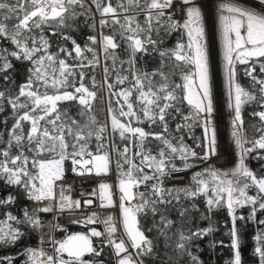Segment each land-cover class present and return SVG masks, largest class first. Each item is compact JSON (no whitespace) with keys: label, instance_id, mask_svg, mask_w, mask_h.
Returning a JSON list of instances; mask_svg holds the SVG:
<instances>
[{"label":"snow or ice","instance_id":"6c2138e0","mask_svg":"<svg viewBox=\"0 0 264 264\" xmlns=\"http://www.w3.org/2000/svg\"><path fill=\"white\" fill-rule=\"evenodd\" d=\"M202 9L199 0H0V114L8 113L0 119V187L7 189L0 196V246L19 245L36 232L49 246L24 248L22 264H105V248L115 264H145V257H160L161 238L167 258L160 264H204L200 242L219 231L213 214L222 209L230 243L212 238L208 247H227L232 256L225 264H244L242 229L249 222L264 226L257 217L264 213V165L257 172L247 164L249 158L264 161V0H219L215 9L237 156L229 170L211 163L219 151ZM81 27L89 33L83 44L73 35ZM237 65L247 66L249 88L238 82ZM66 103L77 107L80 119ZM97 105L106 112L103 122ZM245 105H255L250 129ZM193 126L203 129L202 137H192L200 152L185 143L183 133ZM93 139L95 153L88 150ZM68 160L81 176H107L114 161L115 185L101 182L91 195H98L101 208H113L116 189L119 218L84 214L73 223H100L103 231L91 227L58 240L54 233L64 231L62 225L41 214L94 203L74 200L71 186L57 185ZM194 167L200 170L190 185H165ZM21 197L31 207L13 214ZM244 208L247 215L238 212ZM196 213L207 227L197 224ZM253 240V255L264 264V227ZM5 262L14 264L0 257Z\"/></svg>","mask_w":264,"mask_h":264},{"label":"trees","instance_id":"16d2710c","mask_svg":"<svg viewBox=\"0 0 264 264\" xmlns=\"http://www.w3.org/2000/svg\"><path fill=\"white\" fill-rule=\"evenodd\" d=\"M142 19V18H141ZM107 31V29H105ZM89 34L88 30L86 28L81 27V30L78 32H74L73 35L78 39V42L83 44L84 39L86 38V35ZM53 40V50H55V43H56V38L51 37ZM177 39V35L174 34L171 38H169L167 42L168 47L174 46L175 42ZM70 47V45H69ZM155 65L150 62L148 65L149 70H151L152 67ZM247 67L246 65H237V79L238 82L245 88H249L251 81L250 79L245 76L244 74V68ZM256 69H257V74H259V64H256ZM97 79H100V76H97ZM175 79L179 81V74L176 75ZM66 107L69 108L70 114L75 117L76 119H80V117L77 115V107L70 105L68 103L65 104ZM101 106L97 105V118L103 122L105 120V112L100 111L99 108ZM255 105H245L242 109V116L245 121V127L246 129H250L251 125L255 122L253 117L250 115V113L254 110ZM184 111L187 112V106H185ZM4 115H8V113L0 114V119H3ZM178 122V121H176ZM173 122L170 126L171 128H175V123ZM147 127V125H145ZM176 135H179L177 133ZM185 137V143L189 145L190 147L194 148L197 152H200L201 149L196 148L195 144L196 141L192 137H202L203 136V131L201 130V127L198 126H193L191 129H185L183 133ZM96 142L93 139L92 142L89 143L88 145V150L89 151H95L96 150ZM153 151L155 152V145H152ZM176 164L178 166L181 165L180 160H176ZM248 166L257 172H262V165H264V161L257 160V159H251L249 158L247 160ZM191 184V183H190ZM7 194V189H4L0 187V196L6 195ZM197 203L201 209L202 212L206 211L205 206H204V200L203 198H198ZM23 207H31V202L27 201L23 197L19 199V202L17 205H14L11 207V211L13 214H19L20 209ZM238 212L243 213L244 215H247L249 212L248 208L244 209H239ZM196 222L200 227H207L208 226V221L207 220H200L199 219V213H196ZM172 218H175L177 216L176 212L171 213ZM258 219H264V213H257ZM2 218V217H0ZM213 220L215 221L219 231L213 234L212 237H206L203 241L200 242V248L201 251L198 253L200 258L204 261V264H225L227 260H229L232 256L231 250L227 247H217L215 250L210 249L208 247V242L210 239L215 238L216 240H223L225 244H229L230 240L229 237L225 235V232L227 231V227L225 226V221L228 220L226 210H219L213 214ZM230 226V225H229ZM258 227H264V226H258L256 224H253L249 222L243 229H242V258L244 261V264H258V258L253 255V248L255 246V242L253 240V236L256 234L257 228ZM89 226L82 225L80 223H73L69 225H63L64 231H57L55 232V237L56 239H63L67 235L74 234V233H87L86 231L89 229ZM97 228V227H95ZM98 229V228H97ZM99 230V229H98ZM148 235L151 237H154L156 235L155 231L152 233H148ZM94 240L96 238H93ZM36 246V234L32 233L30 236H26L24 240L19 243V245H8V246H0V257H10L13 258L14 264H22L24 260H26V256L21 255L23 252L24 248L26 247H35ZM159 246H160V257L157 258L155 261L152 260L151 258L145 257V264H160V260L166 259L167 257L164 255V249H163V240L159 241ZM171 254V253H169ZM102 259L105 261V263H110L111 262V256L109 254V250L105 248L104 250V255ZM6 264V262H5Z\"/></svg>","mask_w":264,"mask_h":264},{"label":"built area","instance_id":"2783aa9c","mask_svg":"<svg viewBox=\"0 0 264 264\" xmlns=\"http://www.w3.org/2000/svg\"><path fill=\"white\" fill-rule=\"evenodd\" d=\"M199 2L203 5V10L205 12V18L206 22L208 25V33H209V42H210V48L212 47L213 50L214 47H216L215 43V33H214V27H215V9L216 5L219 2V0H199ZM215 54V53H214ZM216 62L218 63V59L216 56ZM96 151V150H95ZM95 151H92L95 153ZM218 157V156H216ZM85 159H90L88 157H85ZM213 162V163H212ZM212 164L213 166L217 168H223L224 170H229L230 166L224 162L223 159H218L214 161V157L212 159ZM65 178L62 181H57V185L59 186L60 184H63L65 187V190H68V187L71 186V196L72 198L75 199H80L82 202L84 199H92L94 203L87 207L83 208L81 210H76L74 212H69L65 211L63 213L55 212V213H44L41 214L47 222H52V223H59L62 225H69L73 224L74 219H83L84 214H90L92 212L98 213L101 217H104L111 213L117 219L119 218V208H118V203H119V193L116 189H114V203L115 207L113 208H108V209H103L101 208L100 201L97 196H92L91 193L93 191H96L98 194L99 191V184L101 182H107L109 184L115 185L116 183V171H115V163L113 161L112 165V171L110 172L109 175L104 176H96V175H78L76 173H73L71 171L72 164L71 161L68 160L65 162ZM146 171H149L148 169H145ZM199 167H194L189 169L188 171L182 172V173H175L173 174L172 177L166 178L164 183L166 186L171 187V186H187L190 185L191 183V176L194 172L199 171ZM144 187L141 186V191H144ZM84 225L83 223H80ZM89 227H97L99 230L103 231V224L97 223L94 225H89ZM122 232V227L120 229ZM36 246H44V247H49L48 245H42L41 244V239H40V233L36 232ZM55 235V234H54ZM109 250V249H108ZM110 253V250H109ZM105 264H115L114 259L111 257V262L110 263H105Z\"/></svg>","mask_w":264,"mask_h":264},{"label":"bare ground","instance_id":"6f19581e","mask_svg":"<svg viewBox=\"0 0 264 264\" xmlns=\"http://www.w3.org/2000/svg\"><path fill=\"white\" fill-rule=\"evenodd\" d=\"M212 49V47H211ZM211 54V61H210V71L212 75V82H213V96H214V108H215V114H216V119H218V149L221 152L218 157L214 158V161L218 159H223L224 162H226L229 166L230 169L235 166L237 156H236V150L233 144V141L230 136L231 128L226 127V122H225V113L221 108V105L223 103L222 97H220V86L218 85L220 81V76L219 72L216 74V71H218V65L216 63V55L214 52L210 53ZM212 67V69H211ZM217 69V70H216ZM219 77V81H218ZM222 87V86H221ZM233 112L231 111L229 114V117L232 118Z\"/></svg>","mask_w":264,"mask_h":264},{"label":"rangeland","instance_id":"374dc122","mask_svg":"<svg viewBox=\"0 0 264 264\" xmlns=\"http://www.w3.org/2000/svg\"><path fill=\"white\" fill-rule=\"evenodd\" d=\"M200 3V2H199ZM203 10V9H202ZM203 14H204V17H205V12H204V10H203ZM97 19H98V17H97ZM214 22H215V19H214ZM205 25H206V32L208 31V25H207V22H206V18H205ZM214 33H215V43H216V47H214V49L215 50H213V49H211L210 48V53L212 52H214L215 53V55L217 56V59H218V63H217V65H218V71H216V74L219 72V76H220V81H219V77H218V81H219V83H218V85L220 86V83H221V86H220V97H222V99H223V103H222V105H221V108H224V109H222L223 111H224V113H225V117L224 118H226L225 119V122H226V127L227 128H231L230 127V121H231V117H229V114H230V112L232 111V110H230L229 108H228V95H227V87H226V83H225V80H224V75H223V69H222V60H221V57H220V42H219V32H218V28L215 26L214 27ZM207 35H208V39H209V33L207 32ZM210 61H211V54H210ZM211 69H212V67H211ZM217 70V69H216ZM217 76H218V74H217ZM105 118H106V112H105ZM213 121H214V125H215V127H216V129H217V135H218V133H219V129H218V119H216V114H215V108H214V113H213ZM179 122V121H178ZM201 130L203 131V129L201 128ZM218 151H219V149H218ZM220 151H219V155H220ZM215 158V157H214ZM212 162V161H211ZM213 163V162H212ZM221 169V168H220ZM223 169V168H222ZM191 183H192V181H191ZM250 194H254V192H250ZM204 200V199H203ZM89 230V229H88ZM88 230L86 231V232H88ZM26 259H27V257H26Z\"/></svg>","mask_w":264,"mask_h":264}]
</instances>
